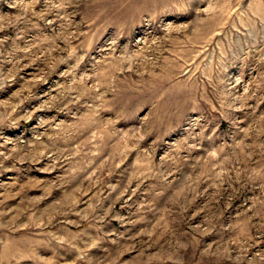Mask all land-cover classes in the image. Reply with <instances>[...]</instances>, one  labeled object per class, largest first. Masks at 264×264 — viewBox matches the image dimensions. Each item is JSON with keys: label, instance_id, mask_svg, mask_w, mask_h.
Wrapping results in <instances>:
<instances>
[{"label": "rangeland", "instance_id": "374dc122", "mask_svg": "<svg viewBox=\"0 0 264 264\" xmlns=\"http://www.w3.org/2000/svg\"><path fill=\"white\" fill-rule=\"evenodd\" d=\"M0 264H264V0H0Z\"/></svg>", "mask_w": 264, "mask_h": 264}]
</instances>
